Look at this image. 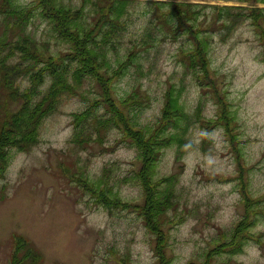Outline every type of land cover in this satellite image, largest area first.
Masks as SVG:
<instances>
[{
    "label": "rangeland",
    "instance_id": "1",
    "mask_svg": "<svg viewBox=\"0 0 264 264\" xmlns=\"http://www.w3.org/2000/svg\"><path fill=\"white\" fill-rule=\"evenodd\" d=\"M193 2L264 8L255 1ZM145 8L140 5L133 16L134 37L127 33L120 57L142 33ZM254 27L246 21L224 40L216 37L207 79L185 73L175 61L183 43L168 41L152 50L159 62L148 76L150 64L145 63L142 77L130 71L114 85L118 98L141 89L145 104L130 108L139 126L150 131L160 126L164 96L173 87L180 111L166 120L165 135L174 142L160 151L153 165L157 183L151 188L154 199L177 195L173 209L162 206L168 217L163 232L154 236L153 218L149 225L147 217H139L148 199L134 178L138 152L129 142H119L117 131L104 147L94 144L83 151L85 146L72 142V114L89 105L88 90L82 98L66 99L61 111L44 122L38 146L11 151L0 179V264H13L19 237L28 244L18 250L16 264H158L156 251L163 249L166 258L160 255V261L168 264H264V48ZM44 28L41 22L30 27L39 39ZM0 105L10 111L20 107L1 87ZM181 137L185 143L177 159ZM171 175L174 184L165 179ZM85 178L105 180L101 186L112 192L107 198L118 194L131 207L123 209L93 193Z\"/></svg>",
    "mask_w": 264,
    "mask_h": 264
},
{
    "label": "trees",
    "instance_id": "2",
    "mask_svg": "<svg viewBox=\"0 0 264 264\" xmlns=\"http://www.w3.org/2000/svg\"><path fill=\"white\" fill-rule=\"evenodd\" d=\"M236 1L264 3V0ZM142 4L146 8L140 14L145 16L146 24L138 39L129 41L131 48L125 56L120 57L119 50L129 32L134 37L133 16L138 15L137 9ZM246 21L258 27L259 41L264 48V8H255L253 4L220 6L193 0H30L28 3L0 0V87L12 101L20 103L16 111L0 105V179L6 176L11 151L30 152L38 146L44 122L61 111L66 99L82 98L86 95L83 92L89 90L92 95L89 105L82 112L72 114L75 128L72 142L85 146L83 151L94 144L104 147L113 131L121 135L119 142H129L138 152L139 168L143 165L135 171L134 178L141 181L148 199V208L139 212L141 216L137 214L143 220L147 217L149 225L153 218L154 236L163 232L168 217L162 206L174 208L177 195L167 193L162 197L160 194L154 199L151 188L157 183L154 179L158 173L153 165L160 151L174 142L165 135L169 129L166 120L180 108L172 98V87L164 96L158 118L160 126L150 131L147 126H139L130 108L145 104L141 89L135 88L118 98L114 85L130 71L142 77L145 63L150 64L145 73L148 76L159 62L157 55H151L152 50L168 41L183 43L178 46L175 61L185 73L191 70L195 76L200 74L202 80L207 79L211 65L209 54L216 37L224 40ZM38 22L45 24V37L40 39L30 29ZM180 38L183 40L179 41ZM176 141L179 159L185 140L181 137ZM165 179L174 184L175 176ZM103 181L101 178L84 180L93 193L129 209L131 204L122 201L118 194L107 198L106 192L111 191L101 186ZM245 199L250 202L249 197ZM102 203L108 208L105 200ZM247 207L245 216L249 218L252 211L250 207L247 211ZM25 243L28 244L24 238H17L15 250L24 248ZM17 252L13 264H16ZM156 253L158 264L169 263L160 261V255L166 258L164 249L161 254Z\"/></svg>",
    "mask_w": 264,
    "mask_h": 264
}]
</instances>
